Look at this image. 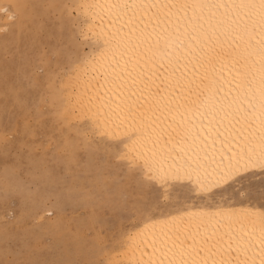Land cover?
Returning a JSON list of instances; mask_svg holds the SVG:
<instances>
[{
  "label": "snow or ice",
  "instance_id": "snow-or-ice-1",
  "mask_svg": "<svg viewBox=\"0 0 264 264\" xmlns=\"http://www.w3.org/2000/svg\"><path fill=\"white\" fill-rule=\"evenodd\" d=\"M60 7L66 26L79 29L78 40H88L96 20L107 19L115 28L109 32L115 67L107 82L121 90L130 84L137 103L121 98L112 109L103 97L89 96L75 105L89 112L95 106L97 115L105 108L116 114L119 123L112 125L124 127L119 143L128 149L121 158L130 165L142 143L152 144L153 158L157 145L163 151L174 139L187 152L199 138L197 121L226 132L221 148L229 153L228 163L214 170L219 178L212 184H182L191 176V164L149 176L137 231L126 236L134 249L128 264H264V0H72ZM102 68L91 54L77 50L70 71ZM109 119L106 113V125ZM193 154L198 155L194 149ZM146 166L151 167L147 161ZM191 193L202 200L229 193L227 208L239 204L259 211L190 212L184 201ZM149 247L150 254L144 251Z\"/></svg>",
  "mask_w": 264,
  "mask_h": 264
},
{
  "label": "rangeland",
  "instance_id": "rangeland-1",
  "mask_svg": "<svg viewBox=\"0 0 264 264\" xmlns=\"http://www.w3.org/2000/svg\"><path fill=\"white\" fill-rule=\"evenodd\" d=\"M0 2L15 11L0 12V264H128L115 249L149 177L88 117L66 115L63 75L90 46L65 24L72 0Z\"/></svg>",
  "mask_w": 264,
  "mask_h": 264
},
{
  "label": "bare ground",
  "instance_id": "bare-ground-1",
  "mask_svg": "<svg viewBox=\"0 0 264 264\" xmlns=\"http://www.w3.org/2000/svg\"><path fill=\"white\" fill-rule=\"evenodd\" d=\"M0 12L4 14V18L7 20L15 15V11L7 3L2 4V2H0ZM94 23L96 27L88 34L89 38L87 42L90 45L88 53L91 54V56L95 60H98L103 65V68L99 73L95 71L80 69L77 72L69 71L63 75L62 84L67 92L70 93L69 95L71 98V100H68V106H65L68 113H66V111L65 113L70 117L69 114L73 112L74 116L72 115L73 113L71 114L73 118L77 116L75 115V113H78L80 116H77V119L79 117V119H81L82 117V119H84V117H88L91 121V124L93 125V128H96L101 135L106 136L110 140L111 143H109L108 146L114 148V150H117L118 153H121L122 156L124 153L128 152V149L124 144L119 143V141L125 136L124 127L116 128L112 125V121H116V114L108 112L107 108H105L104 112H101L99 115H97L95 106L93 107V110L89 112L84 108L75 105V101H77L78 99L86 100L89 96L103 97L105 104L111 105L112 109H115L116 105L121 103V98H123L130 105H134L137 103L136 96H132V87L130 84L121 90L114 88L112 84L107 82L111 79L110 74L115 67V61L111 60V53L109 51V32L115 31V28L109 24V21L107 19L103 21L96 20ZM116 27H119V25H116ZM0 30L2 29L0 28ZM115 45L116 42L112 41V51H116ZM144 47L146 49L147 46L145 45ZM149 55L151 54L149 53ZM116 60H120L121 64H123V60H121L119 54H117ZM86 83L88 84L87 88L84 87ZM65 92L64 94H66ZM106 113L110 117L107 125L105 124ZM120 119L123 120L124 117L121 115ZM116 122L119 123V121ZM129 123H131V120H129ZM196 127L197 129H199V138L197 139L196 144L192 145V148H190L187 152L182 151V146L176 144V141L174 139L172 147H174L175 150H172V147H170L164 149L163 151H160L161 146L157 145V151L159 152V154L155 155V157L153 158V152L150 151L152 149V144L150 142L146 145L142 143L139 146V152L132 153V155H135L137 157L134 163H136L138 166H141L142 170L145 171L148 177L150 175H154L157 170H160L161 173H163L166 170L176 169L177 167L183 169L188 167V164H191V168L189 169L191 171V176L184 177L181 181L182 184H189L191 188H196L198 184H212L219 178L214 170L228 163L229 153L227 151H222L221 148V141L224 139V135L226 134V132L222 127L217 128L215 125L210 127L207 120L203 121L202 127L200 125V122L197 121ZM113 136H115L116 139H112ZM176 139L179 138L177 137ZM161 143H163V141ZM188 143L191 145V141H189ZM193 149L195 153H198V155L194 156ZM140 152H142L143 155H140ZM177 153H180V155H177ZM146 161L147 164L151 165V167L146 166ZM233 163H235V161H233ZM183 189L186 188H181L180 191H182ZM212 191L219 190L213 188ZM216 196L214 199L209 196L206 199L202 200L200 199L198 194L193 193V198L191 200L184 201V204L186 207H188L190 212L197 213L201 211L211 213L220 210L234 211L237 214H242L245 212L252 214L259 211L258 208H248L247 206L241 207L239 204H235L234 208L229 209L225 206V201L227 200L229 195L225 193L223 198L220 195ZM234 203V201H228V204ZM209 205H212V207H209ZM141 227H143V225H141ZM136 231L137 228L135 226L132 230H130L128 234L125 235V237L122 238L121 246L117 250L115 249V257L117 255V251H120L122 254V258L119 255V260L121 258V260L125 259V262H129L130 258L132 257L134 249L130 245H132L133 242L126 239V236L134 235ZM157 233H159V227H157ZM136 242L138 243V241ZM144 251L150 254L152 249L151 247H149ZM141 254V250H137L135 252L136 257H140ZM116 258L118 259V256ZM257 264H259L258 260Z\"/></svg>",
  "mask_w": 264,
  "mask_h": 264
}]
</instances>
